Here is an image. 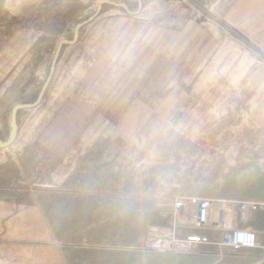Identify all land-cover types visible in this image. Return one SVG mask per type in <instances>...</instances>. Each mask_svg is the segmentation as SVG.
Segmentation results:
<instances>
[{"label": "rangeland", "instance_id": "obj_1", "mask_svg": "<svg viewBox=\"0 0 264 264\" xmlns=\"http://www.w3.org/2000/svg\"><path fill=\"white\" fill-rule=\"evenodd\" d=\"M74 1L0 0V108L20 98L10 122L36 126L30 137L53 144L51 166L39 160L34 173H18L22 160L12 157L0 173V264H264V244L203 254L146 248L147 229L169 223L163 213L177 196L264 202V141H251V126H230L231 114L221 125L175 126L163 135L144 132L157 127L156 115L139 106L131 114H78L77 100L60 83L50 86L51 67L71 50L75 30L83 42L95 25V3L76 10ZM109 103L102 98L99 109ZM10 109L0 114V136ZM82 126L97 127L83 134ZM99 133L97 140L108 136L116 146L104 157L100 145L89 147ZM247 225L264 235V212Z\"/></svg>", "mask_w": 264, "mask_h": 264}, {"label": "crops", "instance_id": "obj_2", "mask_svg": "<svg viewBox=\"0 0 264 264\" xmlns=\"http://www.w3.org/2000/svg\"><path fill=\"white\" fill-rule=\"evenodd\" d=\"M91 1L97 10L91 33L79 42L75 30L68 57L51 67L50 86L60 83L77 100L78 114H131L139 106L156 115L157 127L144 132L162 135L175 126L221 125L231 114L230 126H251V141H264V0H131L128 6L75 0L74 9ZM102 98L111 109H99ZM20 100L12 96L0 108V114L11 108L0 136V173L12 157L22 160L18 173H34L39 160L52 163L53 144L30 137L36 126L10 122ZM96 127L82 126L83 134ZM100 134L89 147L100 145L104 157L116 146L108 136L97 140ZM78 149L84 158L85 141Z\"/></svg>", "mask_w": 264, "mask_h": 264}, {"label": "built area", "instance_id": "obj_3", "mask_svg": "<svg viewBox=\"0 0 264 264\" xmlns=\"http://www.w3.org/2000/svg\"><path fill=\"white\" fill-rule=\"evenodd\" d=\"M257 212H264V202L177 196L163 213L169 223L150 226L145 246L159 254H203L210 247L221 251L256 249L264 244V235L247 223Z\"/></svg>", "mask_w": 264, "mask_h": 264}]
</instances>
